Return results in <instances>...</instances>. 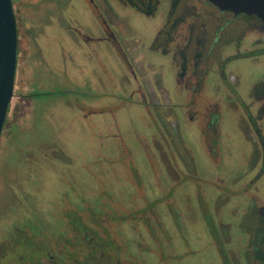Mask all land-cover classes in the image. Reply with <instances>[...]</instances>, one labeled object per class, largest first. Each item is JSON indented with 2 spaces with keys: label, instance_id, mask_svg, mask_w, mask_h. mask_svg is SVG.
Returning a JSON list of instances; mask_svg holds the SVG:
<instances>
[{
  "label": "flooded vegetation",
  "instance_id": "af4514ba",
  "mask_svg": "<svg viewBox=\"0 0 264 264\" xmlns=\"http://www.w3.org/2000/svg\"><path fill=\"white\" fill-rule=\"evenodd\" d=\"M12 3L18 65L26 52L35 68L31 76L53 88L39 89L29 98L58 92L60 101L65 100L70 84L81 90L79 98L70 99L85 120L111 117V122L99 119V130L118 132L123 121L129 126L147 121L152 133L142 143L153 141L159 150L167 194L174 196L183 181H192L187 197L192 208L196 204L208 213L206 207L215 200L210 218L204 219L212 263L264 264V20L222 10L210 0ZM132 13L143 19L142 31L132 26ZM253 68L259 71L256 77L246 72ZM101 77L119 89L108 96L119 110L84 106L98 101V91L89 84L98 87ZM200 160L209 170L213 199L204 196L196 169ZM135 178L134 193L125 191V205L116 204L120 216L108 206L99 214L86 196L76 193L78 187L73 188L75 201L63 193L49 197L39 189L35 194L42 198L26 195L32 199L27 206L6 184L13 202L6 205L11 213L0 215V264H196L194 252L183 256L176 251L190 248L187 238L158 241L151 215L158 218L154 209L162 196L144 194ZM161 185L159 181L162 193ZM61 201L62 206L56 203ZM68 202L74 209H67ZM230 204L225 222L221 213ZM83 211L89 214L86 220ZM131 211L140 224H129ZM177 216L172 218L175 225L181 223Z\"/></svg>",
  "mask_w": 264,
  "mask_h": 264
},
{
  "label": "rangeland",
  "instance_id": "374dc122",
  "mask_svg": "<svg viewBox=\"0 0 264 264\" xmlns=\"http://www.w3.org/2000/svg\"><path fill=\"white\" fill-rule=\"evenodd\" d=\"M130 15L132 26L136 31H142L143 19L138 16L139 14ZM28 58L27 53L24 52L19 61L15 95L8 114V122L0 138V215L11 213L7 211L6 205L13 202V193L9 189L12 187L19 201L27 206H30L32 199H40L41 196L35 194L39 189H43V193L49 197H57L60 193L67 194L68 199L72 201L76 200L74 192L77 191L79 195L87 197L86 202L95 205L98 213L104 206H108L109 209L114 210V213L117 211V216H120L123 212H119L116 204L125 205L123 202L127 196L125 191L128 194L134 193L131 189L134 187L133 179L137 174L135 181H138L140 185V187L137 185L139 190L148 195L154 193L150 194L152 199L155 195L162 196V201L159 200L154 209L157 211L158 218L151 215L158 241L177 242L180 238L182 240L187 238L190 248L187 249L184 245V249L177 247L176 251L183 256L194 252L192 256L196 264H213V245L204 219L210 218L208 213L213 212L215 200H210L213 205L210 207L209 203L206 207L208 213L204 214V207L202 210L198 209L195 202L192 208L187 201L188 193L192 191V181H183L184 187H180L174 196L167 194L169 185L165 184L167 182L165 170H163L165 163L156 157L160 154L159 150L153 141L147 143L149 146H144L142 143V140L152 133V129L147 127L148 122L144 123L138 119L140 126L135 122H131L129 126V122L123 121L118 132L99 130L100 127H96L99 119L105 118L106 121L111 122V117L94 115L85 120L80 111L79 113L76 108L73 109L75 100L70 99L73 96V98H79L81 90L70 84H67V92L70 96L67 95L68 98L65 100L60 101L58 92L42 96V98L30 99L28 95L39 89L45 92L53 88L51 83L31 76L35 68L32 69V63ZM246 72L253 77L259 73L257 68ZM252 72L254 74H251ZM76 83L85 87L81 80H77ZM89 85L98 91V101L93 105L90 102L86 103L84 106L88 110L100 111L113 108L119 110L108 98L119 90L112 87L109 79L102 78L98 87L93 81ZM133 124L134 127H131ZM134 166L137 173L133 172ZM189 166L186 170H189ZM197 166L198 176L202 178L201 183L205 184L204 196L213 199V185L210 183L212 181L208 180L209 170L201 160ZM181 170L182 167L179 171ZM16 179L22 180V183H16ZM28 181L36 185L33 186ZM159 181L162 183V193L157 187ZM6 184L9 187L5 186ZM75 187H78L76 191L73 189ZM26 195L33 198L28 200L25 198ZM166 202L171 204V209H168ZM56 203L62 206L63 202ZM140 206H144L143 203ZM66 207L74 209V205L69 202L66 203ZM11 210L18 212L17 207ZM224 211L225 213L222 212L221 215L226 222V219L230 218L227 214L232 211L231 204ZM130 213L133 214L132 218H129V224H140L141 220L135 215L136 212ZM177 214V219L181 223L175 225L173 216ZM81 215L85 220L89 218L86 211L81 212ZM239 216L240 214L234 218V221L238 220ZM115 235L117 236L116 233ZM125 245L129 246L126 243Z\"/></svg>",
  "mask_w": 264,
  "mask_h": 264
},
{
  "label": "water",
  "instance_id": "95a60500",
  "mask_svg": "<svg viewBox=\"0 0 264 264\" xmlns=\"http://www.w3.org/2000/svg\"><path fill=\"white\" fill-rule=\"evenodd\" d=\"M222 10L264 20V0H210ZM18 29L12 0H0V138L15 95Z\"/></svg>",
  "mask_w": 264,
  "mask_h": 264
}]
</instances>
